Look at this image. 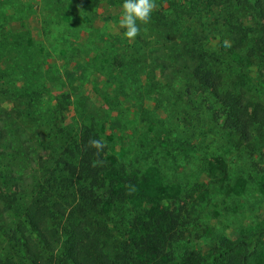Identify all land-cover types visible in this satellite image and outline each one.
Here are the masks:
<instances>
[{
    "label": "trees",
    "instance_id": "16d2710c",
    "mask_svg": "<svg viewBox=\"0 0 264 264\" xmlns=\"http://www.w3.org/2000/svg\"><path fill=\"white\" fill-rule=\"evenodd\" d=\"M46 1L55 14L80 18L71 0ZM199 1L154 0L148 23L165 43L100 64L109 84L128 65L145 68L142 101L158 99L166 114L153 140L149 131L138 142L125 135L114 159L91 110L76 105L68 123L67 89L47 111L26 77L28 86L18 88V58L31 56L33 41L0 32V264H264V219L240 226L230 219L264 212V98L247 78L251 67L264 70V0H209L214 25L204 22ZM137 40L144 50L147 41ZM71 71L49 80L66 88L75 82ZM26 125L34 126L35 145L30 153L17 146L15 158L5 138L18 139ZM200 156L208 165L199 177L207 170L210 180L182 186L178 179L167 204L163 183L157 194L148 188L151 171L160 180L162 170L186 169ZM19 158L32 170L28 187L10 166ZM236 177L249 187L246 198L235 191Z\"/></svg>",
    "mask_w": 264,
    "mask_h": 264
},
{
    "label": "rangeland",
    "instance_id": "374dc122",
    "mask_svg": "<svg viewBox=\"0 0 264 264\" xmlns=\"http://www.w3.org/2000/svg\"><path fill=\"white\" fill-rule=\"evenodd\" d=\"M81 2L80 0L70 1L72 6L75 3V7L79 10L77 14L80 15L79 19H71L62 13L55 14L54 8L46 0H0V32L18 33V35L25 36V39L30 37L33 41L34 47L31 56L28 52L24 54L27 57L22 55L18 58V68L20 67L18 69V88L22 89V87L28 86L24 85L25 82L31 83L33 89L39 93L40 107L47 111L57 105L67 89L68 95H72L71 104L68 105L70 109L67 112L68 123L75 115L74 107L76 105L81 108L85 106L91 110L104 126V139L109 157L114 159L120 156L122 140L125 139V135H128L130 140L137 139L138 142L139 138L144 137V133L149 131L153 132L150 135L152 139L153 135L163 128H161L160 121L166 118V114L160 110L162 102L160 101V103L158 99L142 101L144 99L142 96L148 89L145 68L138 64L128 65L120 73L122 77L114 84H109L102 74L103 68L100 64L108 62L110 56L121 54L125 57L130 55L134 49L145 56L152 49L155 50L156 42L165 43L166 39L162 37V32L150 27L148 22L139 25L140 32L136 38L126 39L123 36L125 30L119 25L122 0H81ZM209 3V0L199 1L198 12L204 15V22L214 25L217 22L216 17L214 18L210 12H206ZM213 11H216L215 7ZM213 11L212 13H214ZM140 37L141 40L147 41L144 50L140 48L137 40ZM211 38L213 39L211 45L215 48L219 40H216L213 34H211ZM18 39L21 40V37ZM0 44H3L2 38H0ZM128 59L126 58V62ZM88 61L89 64L86 66ZM76 64L81 66L78 68ZM26 66L29 67L28 70L23 68ZM66 70H73L71 72L74 73L73 77L75 78V82H70L66 88L61 83L49 80L57 71L64 73ZM24 77H26L25 82ZM247 78L254 79L260 95L264 98V70L251 67ZM121 88L133 100L124 98L120 91ZM177 88H181V85ZM110 107L117 109V112L111 114ZM116 118L119 121L115 122ZM138 123L139 125H137ZM18 129V139L5 138V145L12 147L10 152L15 158L18 156L15 152L17 146H22L23 151L31 152V147L35 145V141L32 140H35L34 135H37L33 125L18 126ZM131 129L139 131L133 135L135 130L131 131ZM137 142L135 143L137 144ZM37 149V155H45L41 147ZM131 159H133L132 156L129 160ZM9 162L18 176V180L21 177H23L22 180L26 179L24 183L25 187H28L32 176L31 168H27L29 165L24 163L23 158ZM210 162L213 163V160ZM205 163L206 159L200 156L194 160L193 165L186 169L162 170L160 180L158 174L151 171L148 175L147 186L157 194L156 187L163 183L162 187L166 190V192H162L163 202L170 203L173 201L171 197L177 191L178 179L182 186L186 185V181L193 184L198 180H200L199 183L210 180L207 170L204 171L202 177H199L202 167L208 165ZM232 172H236V169H232ZM236 178L237 181L234 180L235 191L240 199L246 198L249 194L247 193L249 187L243 179ZM164 183L168 185L164 187ZM231 188L233 189V187ZM230 219L235 221L237 226H240L241 222L244 224H249L251 221L262 222L264 212L254 214L247 212L245 216L239 214ZM7 221L11 223V220Z\"/></svg>",
    "mask_w": 264,
    "mask_h": 264
},
{
    "label": "clouds",
    "instance_id": "9594fccd",
    "mask_svg": "<svg viewBox=\"0 0 264 264\" xmlns=\"http://www.w3.org/2000/svg\"><path fill=\"white\" fill-rule=\"evenodd\" d=\"M154 8V0H122L119 25L125 30L123 36L129 40L136 38L140 32L139 25L150 20ZM223 44L224 47H230L227 40ZM90 144L97 150L103 147L99 140H91Z\"/></svg>",
    "mask_w": 264,
    "mask_h": 264
}]
</instances>
